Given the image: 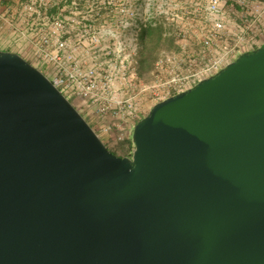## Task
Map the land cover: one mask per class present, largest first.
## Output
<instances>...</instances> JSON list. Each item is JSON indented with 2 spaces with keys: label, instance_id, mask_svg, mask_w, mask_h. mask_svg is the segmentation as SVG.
Masks as SVG:
<instances>
[{
  "label": "water",
  "instance_id": "95a60500",
  "mask_svg": "<svg viewBox=\"0 0 264 264\" xmlns=\"http://www.w3.org/2000/svg\"><path fill=\"white\" fill-rule=\"evenodd\" d=\"M114 154L0 50V264H264V46L153 106Z\"/></svg>",
  "mask_w": 264,
  "mask_h": 264
},
{
  "label": "built area",
  "instance_id": "2783aa9c",
  "mask_svg": "<svg viewBox=\"0 0 264 264\" xmlns=\"http://www.w3.org/2000/svg\"><path fill=\"white\" fill-rule=\"evenodd\" d=\"M158 50L140 76L148 30ZM42 71L108 149L132 157L149 108L264 46V0H0V45ZM151 109V108H150Z\"/></svg>",
  "mask_w": 264,
  "mask_h": 264
},
{
  "label": "trees",
  "instance_id": "16d2710c",
  "mask_svg": "<svg viewBox=\"0 0 264 264\" xmlns=\"http://www.w3.org/2000/svg\"><path fill=\"white\" fill-rule=\"evenodd\" d=\"M163 47L171 48L172 43L167 41L163 42L160 30H148L144 40V53L140 66V76L142 78L147 77V75L152 69L154 61L156 60L158 50ZM113 153L115 154L116 152ZM118 156L124 157V155L121 156L119 154Z\"/></svg>",
  "mask_w": 264,
  "mask_h": 264
},
{
  "label": "crops",
  "instance_id": "0c3cea01",
  "mask_svg": "<svg viewBox=\"0 0 264 264\" xmlns=\"http://www.w3.org/2000/svg\"><path fill=\"white\" fill-rule=\"evenodd\" d=\"M1 43H2L1 45L6 48V51H11V52L19 53L17 47H13V48H12V46L9 47V44L7 42H5V41L4 42H1Z\"/></svg>",
  "mask_w": 264,
  "mask_h": 264
},
{
  "label": "rangeland",
  "instance_id": "374dc122",
  "mask_svg": "<svg viewBox=\"0 0 264 264\" xmlns=\"http://www.w3.org/2000/svg\"><path fill=\"white\" fill-rule=\"evenodd\" d=\"M0 50H1V51H6V48H5L4 46L1 45V46H0ZM150 108L152 109L153 107H150ZM150 108H149V113H150V111H151ZM149 113H147L146 116H147ZM115 154H116V153H115ZM117 155H118V154H117ZM119 155H120V154H119ZM121 156H122V155H121Z\"/></svg>",
  "mask_w": 264,
  "mask_h": 264
}]
</instances>
